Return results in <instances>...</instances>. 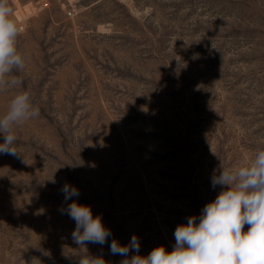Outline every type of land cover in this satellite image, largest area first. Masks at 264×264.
<instances>
[{
	"label": "rangeland",
	"instance_id": "1",
	"mask_svg": "<svg viewBox=\"0 0 264 264\" xmlns=\"http://www.w3.org/2000/svg\"><path fill=\"white\" fill-rule=\"evenodd\" d=\"M39 116L0 154V264H106L163 245L222 190L211 180L264 148V0H12ZM3 137L0 136V143ZM112 235L86 248L62 188ZM245 225L244 231H247ZM133 255L129 253V257Z\"/></svg>",
	"mask_w": 264,
	"mask_h": 264
},
{
	"label": "clouds",
	"instance_id": "2",
	"mask_svg": "<svg viewBox=\"0 0 264 264\" xmlns=\"http://www.w3.org/2000/svg\"><path fill=\"white\" fill-rule=\"evenodd\" d=\"M20 35L12 0H0V92L22 88L19 73L24 71L26 61L18 48ZM39 111L28 91H16L6 113L0 116V154L21 155L15 130L38 117ZM211 183L213 188L220 185L222 190L204 206L198 223L196 217H190L186 224L176 227L171 251L161 245L141 255L139 239L134 234L128 244L112 239L111 254L124 257L120 264H264V148L255 150L247 163L214 174ZM62 192L65 202L71 200L61 212L75 221L73 241L84 248L107 243L112 233L102 218L94 216L89 205L71 199L80 195L79 190L65 184ZM130 252L133 255L129 257ZM79 264L106 261L88 255Z\"/></svg>",
	"mask_w": 264,
	"mask_h": 264
},
{
	"label": "built area",
	"instance_id": "3",
	"mask_svg": "<svg viewBox=\"0 0 264 264\" xmlns=\"http://www.w3.org/2000/svg\"><path fill=\"white\" fill-rule=\"evenodd\" d=\"M21 29H23V27L21 26Z\"/></svg>",
	"mask_w": 264,
	"mask_h": 264
}]
</instances>
